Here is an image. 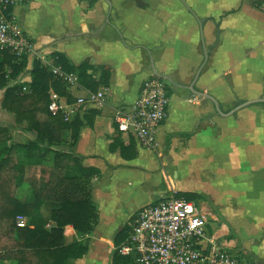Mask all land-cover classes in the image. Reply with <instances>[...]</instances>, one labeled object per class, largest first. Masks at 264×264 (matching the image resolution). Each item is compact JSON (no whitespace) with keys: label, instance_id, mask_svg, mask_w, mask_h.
<instances>
[{"label":"crops","instance_id":"1","mask_svg":"<svg viewBox=\"0 0 264 264\" xmlns=\"http://www.w3.org/2000/svg\"><path fill=\"white\" fill-rule=\"evenodd\" d=\"M10 18L46 58L60 52L72 65L86 59L111 70L108 85L97 90H104L100 107L83 104L75 111V103L50 90L52 100L70 118L82 117L89 109L98 111L91 125L80 127L72 151L81 156L82 165L99 171L91 179L99 218L89 233L64 227V243L77 240L87 246V252L70 264H111L112 240L120 230H115L117 222L120 227L121 221L128 223L144 204L133 205L124 214L110 199L122 195L133 179L139 184L155 174L164 186L157 188L163 191L161 196L180 190L212 200L216 187L202 178L211 171L235 179L236 199L244 193L239 188L264 183V148H254L264 146V140L245 141L233 130L245 118L251 125L264 123V0H94L92 4L14 0ZM30 67L31 62L21 81L30 80ZM154 72L168 79L170 100L168 116L151 150L122 136L114 117L118 108L136 98L142 80ZM66 89L76 99L91 92L79 83ZM1 109L0 126L10 127L5 122L8 113ZM63 136L64 142L56 148L68 151L69 132ZM113 140L118 144L112 150ZM120 144L129 145L123 156ZM25 161L26 157L20 162ZM185 177L192 188L186 189ZM198 198L194 200L200 202ZM251 245L255 260L264 263V248Z\"/></svg>","mask_w":264,"mask_h":264},{"label":"trees","instance_id":"2","mask_svg":"<svg viewBox=\"0 0 264 264\" xmlns=\"http://www.w3.org/2000/svg\"><path fill=\"white\" fill-rule=\"evenodd\" d=\"M9 1L4 10L7 17L14 0ZM93 1L88 0V4ZM52 57L53 64L75 73L78 83L89 91L95 93L99 86L108 85L110 67L94 66L86 59L75 66L60 52ZM27 63V55L0 49V107L11 112L16 123H25L26 132L35 133L25 143L11 141L0 149V264H70L87 252V246L77 240L64 243V227L71 225L78 233H89L99 218L91 184L99 171L82 165L81 156L72 151L80 127L91 125L98 111L89 109L82 117L75 114L69 118L62 108L49 110L50 90L68 103L74 99L65 82L37 59L31 61L30 80L18 81ZM64 132H69L68 151L56 148L64 142ZM11 139L10 128L0 126V143ZM117 144L113 140L109 148L113 150ZM119 146L123 156L129 145ZM18 149L23 151L25 162L17 160ZM174 195L193 200L200 196L191 191H176ZM17 215L27 217L28 222L19 223ZM127 231L125 224L113 237L111 264H134L117 250ZM253 264L264 263L254 260Z\"/></svg>","mask_w":264,"mask_h":264},{"label":"built area","instance_id":"3","mask_svg":"<svg viewBox=\"0 0 264 264\" xmlns=\"http://www.w3.org/2000/svg\"><path fill=\"white\" fill-rule=\"evenodd\" d=\"M9 2L0 0V49H9L17 56L25 54L28 63L37 59L66 85L76 86V74L63 71L53 64V59L40 54L34 43L5 15ZM103 100L104 90L88 92L86 96L78 97L75 105L95 108L103 105ZM169 100L168 79L160 72L152 73L140 83L136 98L117 109L116 130L139 147L154 149L158 128L168 116ZM48 108L56 111L62 107L52 100ZM174 193L146 203L135 211L129 218L127 235L118 246V253L130 257L134 264H239L237 257L219 244L218 227L214 223L217 217L206 211L199 201ZM22 219V216H16L17 221Z\"/></svg>","mask_w":264,"mask_h":264},{"label":"rangeland","instance_id":"4","mask_svg":"<svg viewBox=\"0 0 264 264\" xmlns=\"http://www.w3.org/2000/svg\"><path fill=\"white\" fill-rule=\"evenodd\" d=\"M25 72L26 71L23 70L21 74H19L18 78H20L18 79V81H21L22 78H24ZM74 94L75 93H73L72 95L70 94L74 99L72 103H69L71 105H73L77 101V96L74 97ZM1 95L2 92L0 91V98ZM74 106L76 108L75 111H77L79 109V106ZM81 106H83V104L80 105V108ZM7 113V120L5 122L8 123V126H10L9 128L12 142L25 143L28 140L27 137L29 135L30 137H34L35 133L32 131L30 132L31 134H25L26 131L23 129L25 123H16L14 121V115L9 111H7ZM245 119V123L241 125L239 129L233 128L234 132L236 133L238 130L239 137L245 139V141L250 140L251 138H257V140L262 142L264 140V123L257 122L251 125L248 122V119ZM5 145H7L6 142L0 143V149ZM248 148L252 147L248 146ZM254 148H260L263 151L264 146L260 144L256 145ZM151 154L154 155V152H151ZM15 155L18 161L25 160L22 150L18 149ZM222 166L225 167V163H223ZM261 168L262 170H260L263 171L264 167ZM218 176L212 171L210 173H207L206 176L203 175L202 178L204 180L207 179L213 187H216V189L215 193L213 194V200L211 198H208V196L201 194L200 198H198L200 200L199 203L202 204L206 211L212 213L215 217H217V221L214 223L218 227L217 234L219 235V244L224 247L229 253L235 255L240 261L239 264H252L256 259L254 254H252V245L250 247V250L246 251L244 249V244L246 241H249L254 246H261L262 249L264 248V183L260 181L257 184H253L251 186L245 185L244 187L239 188V192L243 190L244 193L243 195L239 194V199H236L238 195H235L236 193H234L233 189L235 185V179L226 174L222 175L221 173H218ZM170 178L172 179V177ZM133 180V185L127 186V189L122 193V195H118L116 198L110 199V203L115 201L116 207H118L119 210L124 214H127L126 211H128L133 205L136 206L139 204H145L147 202L155 201L162 196L172 194L169 193L161 196L163 191L158 190L160 188H163L164 186L161 182L162 179L155 174L149 176L148 178L146 177V181L143 183L138 184L136 183L135 179ZM182 181L183 184L187 183L186 189L192 188V185L188 182V177L182 178ZM201 181L202 179L198 180L197 184H199V182ZM228 195H230L229 198H226ZM224 198H226L227 200H224L222 202V199ZM108 204L109 202L107 203V205ZM18 222H25L24 217ZM121 222L122 227L127 223V220L125 223L124 221ZM117 224L118 225L115 229L116 231L118 228L121 229L118 222ZM105 228L110 229V227L108 226H105ZM112 228L115 227L111 226V229ZM113 250L114 247L112 249V252Z\"/></svg>","mask_w":264,"mask_h":264},{"label":"water","instance_id":"5","mask_svg":"<svg viewBox=\"0 0 264 264\" xmlns=\"http://www.w3.org/2000/svg\"><path fill=\"white\" fill-rule=\"evenodd\" d=\"M244 249L249 251L250 250V242L249 241H246L245 244H244Z\"/></svg>","mask_w":264,"mask_h":264}]
</instances>
